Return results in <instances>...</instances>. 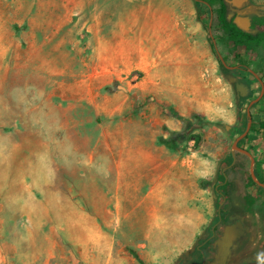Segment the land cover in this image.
Returning a JSON list of instances; mask_svg holds the SVG:
<instances>
[{
  "label": "rangeland",
  "instance_id": "1",
  "mask_svg": "<svg viewBox=\"0 0 264 264\" xmlns=\"http://www.w3.org/2000/svg\"><path fill=\"white\" fill-rule=\"evenodd\" d=\"M211 26L195 0H0V264H173L264 218L255 187L253 214L215 194L247 136L264 176V53Z\"/></svg>",
  "mask_w": 264,
  "mask_h": 264
},
{
  "label": "trees",
  "instance_id": "2",
  "mask_svg": "<svg viewBox=\"0 0 264 264\" xmlns=\"http://www.w3.org/2000/svg\"><path fill=\"white\" fill-rule=\"evenodd\" d=\"M195 2L196 5L207 10L212 18L211 29L213 31L217 29V33L214 34L215 39L218 37L219 41L225 46L233 44L234 49L247 47L251 51H257L259 47L264 49V15L254 17L252 30L244 31L234 23L233 19H228L229 8L225 0H195ZM256 27L258 30L254 32L253 30ZM210 42L213 52L216 53L213 38L210 39ZM220 62L223 65V60L220 59ZM248 124L249 118L246 114L241 133L247 130ZM262 126H264V122ZM254 128L253 125L250 132H253ZM247 138L248 136L238 143L240 149L244 150L243 144ZM235 153L236 160L231 155L223 173L218 176L215 194L217 197L221 196L224 199V205L230 204L231 208L238 205L242 214H253L256 198L249 193V190L255 187L264 195V186L256 183L252 176L249 166V154L244 151H236ZM247 163L248 165H246ZM254 172L258 180L264 185V176L260 175L257 169ZM226 216L228 217L229 213Z\"/></svg>",
  "mask_w": 264,
  "mask_h": 264
},
{
  "label": "flooded vegetation",
  "instance_id": "3",
  "mask_svg": "<svg viewBox=\"0 0 264 264\" xmlns=\"http://www.w3.org/2000/svg\"><path fill=\"white\" fill-rule=\"evenodd\" d=\"M257 51L264 53L262 47ZM257 79L262 81L259 76ZM229 227L232 229V240L223 243L225 230ZM173 264H264V218L254 224L237 212H232L228 219L220 214L216 227L196 251L181 256Z\"/></svg>",
  "mask_w": 264,
  "mask_h": 264
},
{
  "label": "water",
  "instance_id": "4",
  "mask_svg": "<svg viewBox=\"0 0 264 264\" xmlns=\"http://www.w3.org/2000/svg\"><path fill=\"white\" fill-rule=\"evenodd\" d=\"M225 1H226L227 3H229V4L233 5V6H235V7H240V6H241L246 0H225ZM234 23H235L239 28H241V29L244 30V31H249V30H250V27H251V21H250V19L247 18V17H237V18L234 19ZM239 89L242 90V87H240ZM250 127H251V122H249V124H248V128H247L246 132H245V133H244V134L238 139L237 143H238L242 138H244V137L248 134V132H249V130H250ZM236 151H244V152H246L247 154H249L247 151L242 150V149H240L238 146H236L235 151L232 153V155H233V157H234V160H236V153H235ZM253 163H254V162H253ZM251 172H252V176H253L255 182L258 183L259 185L264 186V185L258 180V178L256 177L254 170H252ZM240 226H241V224H240ZM231 232H232V229H231L230 227L227 228V229L225 230V236H224L223 243L232 240V237H233V236H232V233H231Z\"/></svg>",
  "mask_w": 264,
  "mask_h": 264
}]
</instances>
